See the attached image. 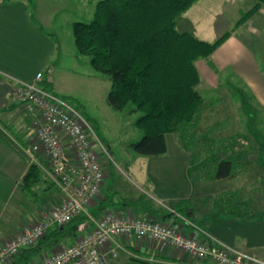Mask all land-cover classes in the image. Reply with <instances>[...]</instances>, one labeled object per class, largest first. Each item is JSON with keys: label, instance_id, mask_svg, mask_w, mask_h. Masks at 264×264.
Returning a JSON list of instances; mask_svg holds the SVG:
<instances>
[{"label": "crops", "instance_id": "1", "mask_svg": "<svg viewBox=\"0 0 264 264\" xmlns=\"http://www.w3.org/2000/svg\"><path fill=\"white\" fill-rule=\"evenodd\" d=\"M32 1L33 3L31 0H0V242L18 234L22 227L36 222L45 211L62 200L61 192L49 177L46 159L41 160L28 149L34 137L30 135L32 132L29 133L30 129L20 116L21 109L13 104L11 93L15 81H32L38 73L51 83L53 91L58 93V88L54 87L57 70L50 64L57 57V52L60 59L62 40L52 32L51 25L58 12L65 10L63 4L68 0H60L62 2L59 6L57 0ZM241 13V7L233 0H197L176 20V30L191 33L199 40L209 43L220 38L225 32L229 33L207 59L200 58L194 62L199 75L196 90L203 100L200 110L208 107L204 100L206 92L229 93L230 88H236L232 91H238V95L244 94V102L250 109L244 112L243 117H239V123L248 126L249 132L252 129L251 124L255 128L258 127L257 138L264 141V7L234 28ZM73 56L79 61V57L75 54ZM251 113L256 115L254 122L250 119ZM2 137H8L7 139L21 151L18 153L13 150ZM168 138L166 134V153L148 158L150 163L147 161L144 172V182L152 186L156 198L160 200L191 192L187 174L189 160L176 142ZM260 149L264 156V147ZM169 154L175 157L171 161L168 160ZM30 164L37 166L40 180L26 191L21 188V179ZM112 197L104 196L102 202L93 203L88 207V211L98 216L106 209L116 212L128 210L127 202H115ZM263 219L251 224L231 217L217 220L219 224L215 225L216 227L212 223L211 227L204 231L199 230V225L192 223L186 224L184 229L187 234L199 235L201 240H207L208 236H211L264 260L262 253L257 252V248H264V224L261 223ZM157 220L159 221V218ZM82 227L84 229L85 226L81 224L75 231L62 235L54 233L57 227H50L45 235L54 236L55 239L40 240L35 246L36 251L28 255L25 264L37 262L41 254L51 252L54 244L70 243L76 235L84 232ZM252 234L257 237L255 241L239 238L246 239ZM235 242L245 245L244 248L235 246ZM121 243L128 251L140 253L145 259L152 260H141L143 264L187 262V256H184L186 254H183L182 259L174 257L172 252L175 249L172 247L153 252L143 241L129 239L121 240ZM252 249H255L257 254ZM19 258L15 264H23L21 256ZM116 262L130 264L132 261L128 260L125 253H120ZM198 262L195 264H199ZM201 264L212 263L202 261Z\"/></svg>", "mask_w": 264, "mask_h": 264}, {"label": "rangeland", "instance_id": "2", "mask_svg": "<svg viewBox=\"0 0 264 264\" xmlns=\"http://www.w3.org/2000/svg\"><path fill=\"white\" fill-rule=\"evenodd\" d=\"M97 1L68 0L66 4H63L65 10L58 12L51 25L52 32H55L62 40L60 59L52 64L57 70L54 76V87L58 88L57 94L69 99L72 105L92 123L107 155L101 149H96L99 161L106 168L103 182L105 186H102L100 194L89 203L88 207H91L93 203L102 202L104 196H113L112 199L115 202H127L128 210L116 212L106 209L107 211L125 217L134 214L135 217L157 219L160 214L156 211H163L169 206L177 211L181 210L182 214L191 213L192 218L196 220L195 223L205 230L212 223L214 226L219 224L217 221L219 219L238 217L253 221L262 217L264 215V156L260 148L264 147V141L257 138L258 127L255 128L251 124L252 129L249 132L248 126L245 127L239 123V117H243L244 112L250 109L246 107L244 94L238 95V91L233 92L236 88H227L229 93L227 91L206 92L204 100L208 107L200 110L194 126L187 129L188 133L185 131L182 136L168 134V139H173L189 160L187 174L191 192L166 200L156 198L152 186L144 182L147 161L150 163L147 159L153 156H140L131 147L142 137V133L135 126V120L140 113L131 112V105L121 110L110 107L106 102L110 88L108 77L95 72L90 67L87 57H79L77 63L73 56L76 50L71 35V23L89 22ZM233 1L241 7L243 14L254 7L253 0ZM56 2L59 6L62 1ZM31 3H33L32 0ZM261 8L262 6L257 11ZM21 111H19L20 116L27 123L26 116ZM254 113L250 116L252 122L256 118ZM27 128H29L28 125ZM29 133L34 137L30 143L34 144L35 134L33 131ZM32 144L28 149H31ZM30 151L32 154H37L33 150ZM37 155L41 160H45L46 155L43 153ZM212 156L217 158L227 156L235 160L234 176L231 179L214 180L212 178L213 171L217 169V163H214L216 159ZM173 158L175 157L169 154L168 160L171 161ZM141 198L154 209V212ZM82 216L86 219L85 215ZM261 223L264 224V219ZM70 226L66 225V229H70ZM50 238L55 239L54 236ZM239 238L244 241H255L257 237L252 234L246 239ZM144 244L147 248L153 249V252L158 250L152 242L145 241ZM239 244L235 242L234 245L244 248L245 245ZM252 251L256 253L255 249ZM257 252L263 255L264 248H257ZM172 253L179 259L186 254L175 250ZM136 255L141 259L144 257L140 253ZM262 255L261 257L264 258ZM184 256H187V262L182 264H195L197 261L199 264L202 263V260L188 254ZM127 258L132 261L130 264H143L137 258Z\"/></svg>", "mask_w": 264, "mask_h": 264}, {"label": "trees", "instance_id": "3", "mask_svg": "<svg viewBox=\"0 0 264 264\" xmlns=\"http://www.w3.org/2000/svg\"><path fill=\"white\" fill-rule=\"evenodd\" d=\"M196 1L98 0L89 22L71 24L75 56L87 57L90 67L107 76L110 81L107 104L115 110L131 105V112L140 113L135 120V126L142 133V137L131 145L132 150L140 156L165 154L166 134L182 136L185 131L188 133L189 127L194 126L203 102L196 90L199 75L194 62L200 58L207 59L229 35L225 32L209 43L199 40L191 33L176 30V20ZM253 1L254 7L244 14L241 13L234 28L264 6V0ZM57 60L58 52L50 65ZM41 86L55 93L46 79L42 78ZM60 97L70 102L66 97ZM15 107L20 108L17 104ZM26 124H29L28 120ZM2 138L8 141L13 150L18 153L21 151L8 137ZM212 157L216 159L214 163H217L212 178L231 179L234 176L235 160L227 156ZM45 159L47 164L46 156ZM39 174L35 164L28 165L21 179V188L29 191L40 180ZM141 200L145 201L142 198ZM145 203L150 210H154L146 201ZM168 208L170 210L156 211L160 214V222L171 218L174 223L181 222L174 215L177 213L190 223L196 224L191 213L184 210L186 213L182 214L181 210L177 211L169 206ZM261 218L264 215L253 221L242 218L240 220L258 222ZM81 224L86 226L88 221L79 215L66 224L71 225L70 229L63 225L61 229L57 227L54 233L62 235L73 232ZM199 230L204 231L200 226ZM43 238L50 237L44 235ZM35 246L20 252L12 264L16 263L19 256L25 264L28 255L36 251Z\"/></svg>", "mask_w": 264, "mask_h": 264}, {"label": "built area", "instance_id": "4", "mask_svg": "<svg viewBox=\"0 0 264 264\" xmlns=\"http://www.w3.org/2000/svg\"><path fill=\"white\" fill-rule=\"evenodd\" d=\"M41 81L40 73L29 82L15 81L11 100L23 111L35 134L30 150L46 155L49 177L62 200L36 222L0 243V264H12L20 252L34 247L50 227H62L79 215H85L88 221V227H82L84 232L68 244H55L51 252L41 254L37 262L30 264H115L120 253L148 260L138 258L122 245L121 240L129 239L152 242L158 251L172 247L213 264H264L258 256L211 236L201 240L199 235L187 234L184 227L190 222L177 213L174 215L181 222L174 223L151 217H125L107 210L94 216L87 211L89 203L100 194L106 175L96 149L105 155L106 151L92 123L70 102L44 89Z\"/></svg>", "mask_w": 264, "mask_h": 264}, {"label": "water", "instance_id": "5", "mask_svg": "<svg viewBox=\"0 0 264 264\" xmlns=\"http://www.w3.org/2000/svg\"><path fill=\"white\" fill-rule=\"evenodd\" d=\"M61 228V227H60Z\"/></svg>", "mask_w": 264, "mask_h": 264}]
</instances>
